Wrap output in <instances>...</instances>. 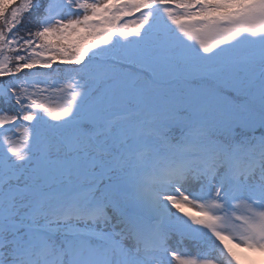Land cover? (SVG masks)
Here are the masks:
<instances>
[{
	"label": "snow or ice",
	"instance_id": "snow-or-ice-1",
	"mask_svg": "<svg viewBox=\"0 0 264 264\" xmlns=\"http://www.w3.org/2000/svg\"><path fill=\"white\" fill-rule=\"evenodd\" d=\"M264 252V0H0V264H240Z\"/></svg>",
	"mask_w": 264,
	"mask_h": 264
},
{
	"label": "rangeland",
	"instance_id": "rangeland-1",
	"mask_svg": "<svg viewBox=\"0 0 264 264\" xmlns=\"http://www.w3.org/2000/svg\"><path fill=\"white\" fill-rule=\"evenodd\" d=\"M238 256L240 258V264H244L248 260L251 263L263 262L264 263V252L251 251L246 249H237Z\"/></svg>",
	"mask_w": 264,
	"mask_h": 264
},
{
	"label": "trees",
	"instance_id": "trees-1",
	"mask_svg": "<svg viewBox=\"0 0 264 264\" xmlns=\"http://www.w3.org/2000/svg\"><path fill=\"white\" fill-rule=\"evenodd\" d=\"M246 262L244 263V264H262V263H251L250 261H249V259L248 260H245Z\"/></svg>",
	"mask_w": 264,
	"mask_h": 264
}]
</instances>
